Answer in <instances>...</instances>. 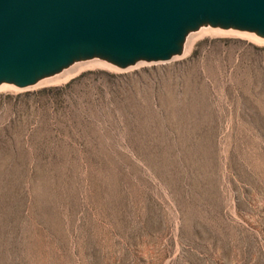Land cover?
Segmentation results:
<instances>
[{"label":"rangeland","instance_id":"1","mask_svg":"<svg viewBox=\"0 0 264 264\" xmlns=\"http://www.w3.org/2000/svg\"><path fill=\"white\" fill-rule=\"evenodd\" d=\"M263 38L0 89V264H264Z\"/></svg>","mask_w":264,"mask_h":264},{"label":"water","instance_id":"2","mask_svg":"<svg viewBox=\"0 0 264 264\" xmlns=\"http://www.w3.org/2000/svg\"><path fill=\"white\" fill-rule=\"evenodd\" d=\"M207 24L264 37V0H0V84L28 87L95 57L168 61Z\"/></svg>","mask_w":264,"mask_h":264},{"label":"bare ground","instance_id":"3","mask_svg":"<svg viewBox=\"0 0 264 264\" xmlns=\"http://www.w3.org/2000/svg\"><path fill=\"white\" fill-rule=\"evenodd\" d=\"M214 27L216 29H214ZM209 30H216V32H221L223 30H227V31H232V32H240V33H247L250 34L252 36H255L256 38H263L260 37L256 32H250V31H244V30H240V29H236V28H223L221 26H212V25H202L201 27H199L198 29L192 30L188 33L184 43H183V48L181 53L176 54L172 59H175L177 57H179L181 54L188 52L193 44L195 43V41L198 39L199 36H201L204 33H207ZM264 39V38H263ZM99 58L95 57V58H90V59H81V60H77L75 62H73L71 65L65 67L63 70H61L60 72L54 74V75H49V76H45L41 79H39L35 84V86H42L45 84H50V83H58L60 81H64L69 79L70 77H72L73 75L77 74L78 72H80L81 70L93 66L97 63H100L99 60H97ZM142 61H138L137 63L130 65V66H135L140 64ZM129 66V67H130ZM9 86H13L12 83H8V82H3L0 84V89L9 87ZM32 86V85H31Z\"/></svg>","mask_w":264,"mask_h":264}]
</instances>
